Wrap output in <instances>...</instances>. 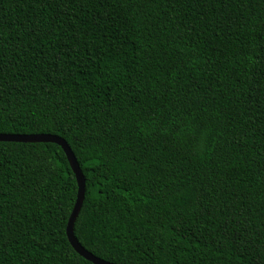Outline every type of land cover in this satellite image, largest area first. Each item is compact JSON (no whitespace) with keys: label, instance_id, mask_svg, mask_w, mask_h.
<instances>
[{"label":"trees","instance_id":"16d2710c","mask_svg":"<svg viewBox=\"0 0 264 264\" xmlns=\"http://www.w3.org/2000/svg\"><path fill=\"white\" fill-rule=\"evenodd\" d=\"M0 134L104 261L264 264V0H0ZM77 193L0 142V264H93Z\"/></svg>","mask_w":264,"mask_h":264},{"label":"water","instance_id":"95a60500","mask_svg":"<svg viewBox=\"0 0 264 264\" xmlns=\"http://www.w3.org/2000/svg\"><path fill=\"white\" fill-rule=\"evenodd\" d=\"M0 142L32 143V144L34 143H53V144H57L62 147L63 151L65 152L68 158L70 166L76 176L77 185H78L77 200L73 208V211L70 215V218L68 220L67 229H66L68 240L71 246L74 248V250L87 261L93 264H113V263L104 261L94 256L89 251H87L79 243L78 239L75 236V232H74L75 223L81 212V209L85 201V196H86V179L77 161L76 156L74 155L71 147L66 142V140H64L61 137L50 135V134H34V135L0 134Z\"/></svg>","mask_w":264,"mask_h":264}]
</instances>
